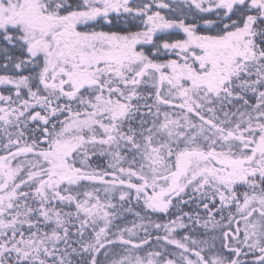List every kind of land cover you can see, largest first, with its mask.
<instances>
[{
    "label": "snow or ice",
    "instance_id": "obj_1",
    "mask_svg": "<svg viewBox=\"0 0 264 264\" xmlns=\"http://www.w3.org/2000/svg\"><path fill=\"white\" fill-rule=\"evenodd\" d=\"M186 2L0 0V264H264V0Z\"/></svg>",
    "mask_w": 264,
    "mask_h": 264
},
{
    "label": "trees",
    "instance_id": "obj_2",
    "mask_svg": "<svg viewBox=\"0 0 264 264\" xmlns=\"http://www.w3.org/2000/svg\"><path fill=\"white\" fill-rule=\"evenodd\" d=\"M165 2H169L172 5V10H169V9L160 10L161 14L165 15L166 17H175V18L187 17L188 20H191L193 14L196 12L194 7H190L189 3L186 2V0H165ZM154 10H156V9H154ZM114 24H115V27L113 28V30H119L120 28L126 27V25L123 23L122 20L121 21H114ZM101 27H103L104 30H108V26H106V25H101ZM132 30H137V29L133 26ZM0 91H4V86H0ZM5 94H7V93L5 92ZM97 163H104V161L101 159V160L97 161ZM191 207L195 208V205H192ZM189 210H190V208L188 206L184 207V211H189ZM133 211H141L143 214V210L139 206H135V204L133 205ZM172 211L175 213L177 210L173 209ZM201 214L203 215V212H201ZM170 218H174V217L165 216L163 214H151V219L154 222H158L161 224L167 223ZM134 219H135V217L131 213H125L124 219L122 221H118V222L122 223V225L131 226V222ZM217 219H219V217H217ZM200 231H203V229H201ZM156 234L157 233L153 230V237H155ZM159 234L162 235L163 231L161 230ZM182 234H183V232H181V235ZM117 251H119V249Z\"/></svg>",
    "mask_w": 264,
    "mask_h": 264
}]
</instances>
